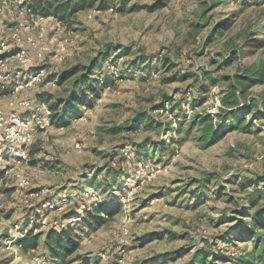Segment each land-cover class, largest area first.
Listing matches in <instances>:
<instances>
[{
	"label": "rangeland",
	"instance_id": "1",
	"mask_svg": "<svg viewBox=\"0 0 264 264\" xmlns=\"http://www.w3.org/2000/svg\"><path fill=\"white\" fill-rule=\"evenodd\" d=\"M108 8L33 28L28 58L37 64L41 54L47 78L0 98L2 129L12 113H37L44 126L33 127L27 146L0 141V264H51L42 243L67 227L91 264H189L200 251L216 255L208 263L247 256L243 264H264V181L250 185L264 178V115L246 116L253 127L210 147L198 123L209 115L218 125L234 91L264 113V83L236 88L249 68H264V0H113ZM15 23L0 24L8 49ZM101 54L99 97L56 127L50 105L79 76L61 74ZM19 148L27 160L15 156ZM95 203L109 215L88 229L83 213ZM251 222L254 241L244 242L240 226ZM28 232L40 237L35 250L17 244Z\"/></svg>",
	"mask_w": 264,
	"mask_h": 264
},
{
	"label": "trees",
	"instance_id": "2",
	"mask_svg": "<svg viewBox=\"0 0 264 264\" xmlns=\"http://www.w3.org/2000/svg\"><path fill=\"white\" fill-rule=\"evenodd\" d=\"M113 0H33L30 3V10L32 14L40 15L43 17H52L58 20L60 23L66 22L76 13L85 10L96 8L98 10H105L109 7V4ZM154 2L159 0H153ZM129 0H121L122 6H125ZM156 6L148 7L149 10L153 11ZM108 61V57L103 56L102 54L98 58L91 60V63L82 68L73 67L70 71L62 73L60 76V81L66 80L69 76L78 74V78L73 81L71 85V90L68 95L63 98L56 100L52 105H50V110L52 112L53 124L56 127L64 126L68 119L76 113V109L79 106H91V103L95 101L102 90V84H100L97 79V74L100 73L102 69V64ZM240 87L236 86L239 89L240 93H245L246 90L256 83H264V68H249L244 80L239 81ZM236 92L231 95V102L228 103V108L224 110V113L219 115V124H212L211 117L209 115L199 117V124H205V127L202 129V140L204 141V147H210L215 144L221 137L229 133L230 131L241 129H249L253 127V122H247L245 120L246 116H250L253 120L259 119L264 113L259 110L258 107L249 103L247 105H241L238 103ZM41 102L48 103L46 99L40 98ZM229 101V100H228ZM192 127L194 125V120L189 123ZM262 180H257L255 182H250V185L253 187ZM253 191H257L254 188ZM85 213V214H84ZM83 213V223L86 225V228L93 229L100 224L101 214L109 215L107 208L97 203ZM252 218H261L260 213H252ZM245 223L241 224V233L244 238V242H252L255 238V229L254 222H251V226L245 227ZM244 227V228H243ZM259 236L257 238L259 239ZM40 237L33 235L31 232L24 235L23 238L18 240L17 244L23 250L27 251L29 249L35 250L39 246ZM74 235V229L67 227L61 231H52L44 239L42 245L48 254V261L51 264H91V261L85 255L76 254V251L79 249V242ZM254 252L252 251L249 257H252ZM214 254L198 252L195 257L190 261L189 264H216L214 259L209 263V259L213 258ZM221 254H218L220 257ZM264 258V248L263 252L260 254ZM216 256V255H214ZM224 261L226 258H222ZM243 261H247L248 257L244 256L243 258H238L233 264H243ZM246 259V260H245ZM232 261V260H231Z\"/></svg>",
	"mask_w": 264,
	"mask_h": 264
},
{
	"label": "built area",
	"instance_id": "3",
	"mask_svg": "<svg viewBox=\"0 0 264 264\" xmlns=\"http://www.w3.org/2000/svg\"><path fill=\"white\" fill-rule=\"evenodd\" d=\"M32 1L33 0H0V24L7 19L16 18L15 31L11 34V49H8L5 42L0 45V98L6 95L19 93L26 88H31L43 82L48 75V67L47 64L42 62L43 58L41 54H38L37 64L31 63L28 58L27 46H35L31 30L35 27L43 30L44 24L49 20H53V18L32 14L29 8ZM94 11L98 14L102 13V10L94 9ZM107 11L112 12L113 9L108 8ZM57 24L59 25V23ZM22 31H28L27 35H22ZM65 47L64 44H60L57 47L55 56H59V54L65 50ZM12 60L19 64L13 71L9 69L10 61ZM12 75L15 76L12 77ZM46 114V124L51 125L49 110ZM2 125L3 122H0V141L4 139L5 142L8 141L9 143L21 142L22 145L26 146L28 143L26 137L33 127H44L37 113H33L30 117L12 113L7 126H4V129H2ZM4 125H6L5 122ZM15 156L21 159V161L27 160L25 152L21 149L16 150Z\"/></svg>",
	"mask_w": 264,
	"mask_h": 264
}]
</instances>
